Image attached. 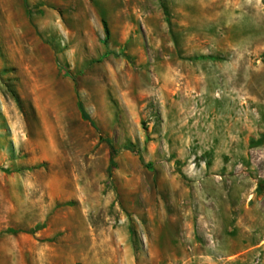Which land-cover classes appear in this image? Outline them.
<instances>
[{
  "label": "rangeland",
  "instance_id": "obj_1",
  "mask_svg": "<svg viewBox=\"0 0 264 264\" xmlns=\"http://www.w3.org/2000/svg\"><path fill=\"white\" fill-rule=\"evenodd\" d=\"M0 264H264V0H0Z\"/></svg>",
  "mask_w": 264,
  "mask_h": 264
},
{
  "label": "trees",
  "instance_id": "obj_2",
  "mask_svg": "<svg viewBox=\"0 0 264 264\" xmlns=\"http://www.w3.org/2000/svg\"><path fill=\"white\" fill-rule=\"evenodd\" d=\"M105 31H106V33H108V30H107V28H106V25H105Z\"/></svg>",
  "mask_w": 264,
  "mask_h": 264
}]
</instances>
